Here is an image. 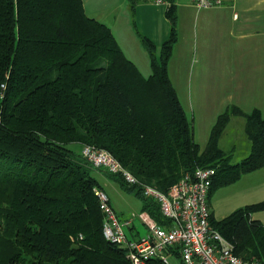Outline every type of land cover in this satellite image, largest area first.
<instances>
[{
    "label": "trees",
    "instance_id": "trees-1",
    "mask_svg": "<svg viewBox=\"0 0 264 264\" xmlns=\"http://www.w3.org/2000/svg\"><path fill=\"white\" fill-rule=\"evenodd\" d=\"M155 57L142 37L151 73L128 59L110 27L88 16L82 0H0V264H129L106 240L94 194L95 168L71 143L109 151L137 179L118 183L142 209L167 223L140 185L165 192L197 166L215 168L209 193L264 167V113L230 104L203 148L195 141L167 62L176 42L175 16ZM243 116L249 153L239 162L219 137ZM264 200L210 224L243 259L264 264V224L252 218ZM148 264H166L154 258Z\"/></svg>",
    "mask_w": 264,
    "mask_h": 264
},
{
    "label": "crops",
    "instance_id": "crops-1",
    "mask_svg": "<svg viewBox=\"0 0 264 264\" xmlns=\"http://www.w3.org/2000/svg\"><path fill=\"white\" fill-rule=\"evenodd\" d=\"M146 1L135 0L134 4L133 0H121L119 3L82 0L86 14L110 27L125 56L144 76L151 73V65L150 55L142 37L152 40L159 48L170 32L168 25L163 22L154 24L151 17L144 24L139 22L140 10L144 9L145 4H151ZM166 1V9L177 7L179 23L176 42L167 62L168 75L172 81L176 74L180 88L193 104L195 118L192 116L190 122L195 141L199 144L197 134L202 137L209 132L217 115L230 104L239 106L245 112L257 108L264 113V0H221L219 5L207 8H197L193 0ZM131 9L137 11L135 21L143 34L137 32L134 26V16L128 12ZM159 54L160 50L154 51L155 57ZM175 89L178 91L177 87ZM177 94L179 96L178 92ZM197 118L200 121H197ZM234 124L243 125L244 130V117L230 118L219 137L218 145L225 130ZM234 149L232 146L229 150H224L231 155V161ZM92 175L107 194L109 187H113L116 192H124L126 201L129 196L138 199L140 204L136 213L144 212L147 214L144 216L154 220L142 209L143 202L135 196L134 191L123 190L124 187L118 183L117 178L112 176L115 174L109 175L101 169H94ZM119 186L121 188H118ZM229 186H233L229 211L225 215L220 211L215 212L212 207L214 193ZM108 197L115 211L121 214V205L111 193ZM262 200L264 167L243 174L235 182L215 189L208 196V208L214 219H220L240 207ZM120 218L127 221L125 226L129 237H141L129 218ZM252 218L264 224V210L255 212ZM141 223L145 225L143 221ZM172 257L179 262L177 256Z\"/></svg>",
    "mask_w": 264,
    "mask_h": 264
},
{
    "label": "built area",
    "instance_id": "built-area-1",
    "mask_svg": "<svg viewBox=\"0 0 264 264\" xmlns=\"http://www.w3.org/2000/svg\"><path fill=\"white\" fill-rule=\"evenodd\" d=\"M156 4L166 0H153ZM197 8L219 5L221 0H193ZM80 153L92 166L122 177L128 185H136V177L107 150L92 144H82ZM215 168L197 166L185 172L165 192L140 185L143 196L155 201L167 223L137 217L146 225L144 236L129 237L122 220L112 207L108 194L95 188L94 194L102 213V233L106 240L125 249L129 264H148L154 258L171 264L168 256H177L180 264H263L243 259L234 252V245L221 235L209 221L208 193ZM133 215V213H132ZM147 215V214H145Z\"/></svg>",
    "mask_w": 264,
    "mask_h": 264
},
{
    "label": "rangeland",
    "instance_id": "rangeland-1",
    "mask_svg": "<svg viewBox=\"0 0 264 264\" xmlns=\"http://www.w3.org/2000/svg\"><path fill=\"white\" fill-rule=\"evenodd\" d=\"M120 1L121 0H104L105 3H110V2L119 3ZM134 1L135 0H133V2ZM138 2H140V0H138ZM146 2L151 3V4H145L143 6L144 9L140 10L139 22L144 24L148 21L149 17H151V18H153L154 24H156V23L161 24V22H163L164 24L168 25V27L170 29L171 22H170L169 17L166 15V11H167L166 4L165 3L156 4L153 0H147ZM134 4H135V2H134ZM178 8L180 9L181 7L178 6ZM172 9H173V14L175 16V34H176L177 29H178V25H179L178 19H177L178 9L175 6H173ZM128 12H129V14H132V16H134L133 22L135 23L134 26H135L137 32L142 33L140 30V26L138 25L137 21H135V15L137 13L136 9L128 10ZM155 50H157V52H158L160 50V46H159V48H157V46L155 45ZM172 83H173L175 88L176 87L178 88V91L176 89V91L179 93L178 97H179V99H180V101L184 107V110L186 112L188 119L191 121L192 116H194V118H195L193 104H192V102L189 101L190 99L188 100V97L186 95H184L185 94L184 90L180 88V86L177 82L176 74H174V76L172 77ZM197 121H200V119L197 118ZM227 128H228V126H227ZM198 130H202V129H198ZM202 131H207V129H204ZM208 134H209V132L205 133L202 137H200V135L197 134V141L199 140L198 142H199L201 148H203L205 146V143H206L207 138H208ZM219 146L223 150H229L232 146H234L235 149L233 151L234 154L232 156V162H239L242 158H244L249 153V141H248L247 137L245 136V133L243 130V125L234 124V125L230 126V128H228L227 131L225 130V134L223 133L221 136V141L219 143ZM68 147L73 149V150H76L78 152L80 149V145L77 143H71L68 145ZM232 187L233 186L222 188V189L217 190L214 193L213 198H212V207L214 208L215 212L220 211L224 215L227 214V212L229 211V209H228L229 208L228 207L229 202L233 196L232 195ZM118 188H121V187L119 186ZM123 190L127 191L126 188H123ZM109 193H111L113 195V197L116 199V201L121 205V209H119V210H122V211H121V214L117 213L118 216L119 217L121 216L122 218H129L133 223L134 229L138 231L139 236H144L147 232V228L145 225H143L141 223V221L137 218V215H136V212L138 211L137 208L140 204V201L136 198H131L130 196L127 198V201H126L124 199V196H125L124 192H116L113 187H109L108 194ZM114 198H113V201H114ZM114 203H115V201H114ZM131 212H133V215L130 214ZM124 230L127 233V235L129 236V233H128L126 226H124ZM168 260L171 264H180L171 255L168 256Z\"/></svg>",
    "mask_w": 264,
    "mask_h": 264
}]
</instances>
